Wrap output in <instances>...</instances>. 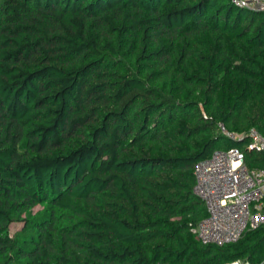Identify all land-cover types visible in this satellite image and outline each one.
Masks as SVG:
<instances>
[{"label":"trees","instance_id":"obj_1","mask_svg":"<svg viewBox=\"0 0 264 264\" xmlns=\"http://www.w3.org/2000/svg\"><path fill=\"white\" fill-rule=\"evenodd\" d=\"M219 124L264 136V12L0 0V264H264V227L192 232L200 161L237 147L264 168Z\"/></svg>","mask_w":264,"mask_h":264},{"label":"built area","instance_id":"obj_2","mask_svg":"<svg viewBox=\"0 0 264 264\" xmlns=\"http://www.w3.org/2000/svg\"><path fill=\"white\" fill-rule=\"evenodd\" d=\"M237 8L264 12V0H231ZM220 132L232 141L247 140V149L264 152V136L256 129L248 134ZM195 194L209 216L192 232L204 245L224 246L238 242L248 231L264 227V168L250 169L245 154L237 147L216 150L195 167ZM228 264H251L236 260Z\"/></svg>","mask_w":264,"mask_h":264},{"label":"rangeland","instance_id":"obj_3","mask_svg":"<svg viewBox=\"0 0 264 264\" xmlns=\"http://www.w3.org/2000/svg\"><path fill=\"white\" fill-rule=\"evenodd\" d=\"M41 208L40 207H37L34 212H37L39 211ZM23 229V224L22 223H14L12 226H11V235L12 236H18L21 231Z\"/></svg>","mask_w":264,"mask_h":264}]
</instances>
